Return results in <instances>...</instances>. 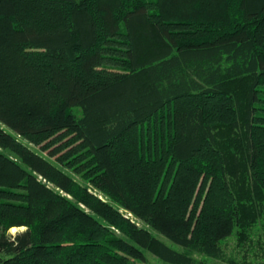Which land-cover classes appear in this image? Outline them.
Segmentation results:
<instances>
[{"label": "trees", "instance_id": "16d2710c", "mask_svg": "<svg viewBox=\"0 0 264 264\" xmlns=\"http://www.w3.org/2000/svg\"><path fill=\"white\" fill-rule=\"evenodd\" d=\"M263 87L264 0H0V264H241Z\"/></svg>", "mask_w": 264, "mask_h": 264}, {"label": "rangeland", "instance_id": "374dc122", "mask_svg": "<svg viewBox=\"0 0 264 264\" xmlns=\"http://www.w3.org/2000/svg\"><path fill=\"white\" fill-rule=\"evenodd\" d=\"M77 113L80 114L79 108H77ZM21 141L28 147L32 148L33 150L39 151L38 147H35L27 140L21 139ZM0 150L8 154H11L8 150H5L4 148L0 147ZM11 156H13V154ZM141 225L146 226L144 223H141ZM261 234H262L261 232H257L253 235V240L255 245L252 247L251 251H250V247L249 249L246 250V252L244 250H241L237 245L236 236H232L227 240L226 251L228 252L229 256H231L233 259L237 260L241 264H245V261L248 262L247 264H264V238L261 237ZM168 243L174 245L171 242ZM174 246L178 249H182L179 246L176 245ZM196 256L199 258L207 259L211 263H215V264H231L230 262L216 260L213 258L206 257L202 254H196ZM132 264H163V262H161L158 258L154 257L150 253H147V262L142 263L135 261Z\"/></svg>", "mask_w": 264, "mask_h": 264}, {"label": "clouds", "instance_id": "9594fccd", "mask_svg": "<svg viewBox=\"0 0 264 264\" xmlns=\"http://www.w3.org/2000/svg\"><path fill=\"white\" fill-rule=\"evenodd\" d=\"M28 231L27 225H20V226H12L9 228L7 233V238L12 242L13 244H18L17 237L22 236L24 233Z\"/></svg>", "mask_w": 264, "mask_h": 264}]
</instances>
